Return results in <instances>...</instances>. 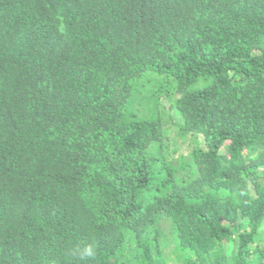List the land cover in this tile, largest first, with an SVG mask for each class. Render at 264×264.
<instances>
[{
	"label": "trees",
	"instance_id": "trees-1",
	"mask_svg": "<svg viewBox=\"0 0 264 264\" xmlns=\"http://www.w3.org/2000/svg\"><path fill=\"white\" fill-rule=\"evenodd\" d=\"M0 264H264V0H0Z\"/></svg>",
	"mask_w": 264,
	"mask_h": 264
},
{
	"label": "rangeland",
	"instance_id": "rangeland-1",
	"mask_svg": "<svg viewBox=\"0 0 264 264\" xmlns=\"http://www.w3.org/2000/svg\"><path fill=\"white\" fill-rule=\"evenodd\" d=\"M135 98L134 101H133V104L131 105V108L129 110V112L133 113L134 112H139V115H143V116H147V115H150L151 114H156V102L154 100H151V99H148L147 97H145L143 94L141 93H136V95L134 96ZM173 98V96H172ZM164 104H166V102H164ZM156 108V110H155ZM165 111L162 112V119L164 121L165 124H169V125H172V126H175L179 123V120L180 117H179V114L175 111L172 112L174 118H173V121H171L168 117H167V114L169 112H171V110L168 109L167 105H165ZM178 114V116H177ZM162 229L165 233H169L170 229H169V223L168 222H163L162 223ZM171 244V243H170ZM170 247V246H168Z\"/></svg>",
	"mask_w": 264,
	"mask_h": 264
}]
</instances>
